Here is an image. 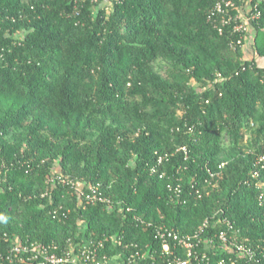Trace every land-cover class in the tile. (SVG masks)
I'll list each match as a JSON object with an SVG mask.
<instances>
[{
  "label": "trees",
  "instance_id": "trees-1",
  "mask_svg": "<svg viewBox=\"0 0 264 264\" xmlns=\"http://www.w3.org/2000/svg\"><path fill=\"white\" fill-rule=\"evenodd\" d=\"M111 1L0 0V256L93 239L164 264L156 231L175 251L208 220L209 261L231 264L226 219L264 264V21L242 38L217 0Z\"/></svg>",
  "mask_w": 264,
  "mask_h": 264
},
{
  "label": "built area",
  "instance_id": "built-area-1",
  "mask_svg": "<svg viewBox=\"0 0 264 264\" xmlns=\"http://www.w3.org/2000/svg\"><path fill=\"white\" fill-rule=\"evenodd\" d=\"M238 1L243 0H217L211 12L210 20L214 23L217 22V28L220 33H223V28L227 27L233 33L243 38L249 34L253 25H261L263 23L264 13L261 10V3L264 4V0H257L255 3L252 0H247L242 5L237 4ZM105 3H109V6H111L110 4L113 2L111 0H105ZM241 43L242 40L240 39L238 44ZM258 164H262V167H264V155L259 159ZM220 175L221 173H218V177ZM212 177H215V175L212 174ZM58 179L60 182L70 185L86 203L100 202L110 207L112 206L111 198L101 192L100 185L91 187L90 192L86 193L82 190V184H75V182L69 179L67 180L66 178L64 179L61 176H58ZM209 184L212 185L211 182ZM259 186L262 187L263 185L260 184ZM169 188L172 189L173 187L170 185ZM176 190L179 192V187ZM197 192L199 193V191ZM141 223L144 222L141 220ZM218 223L225 224L226 229H222L216 235L215 239L225 251L236 255L235 258L230 260L231 264L258 263L259 258L257 257L256 250L241 238L240 232L235 230L234 226L226 219H220ZM208 224L209 221L207 220L194 235L176 237L177 242L174 244L175 251L170 250L165 233L161 229H158L156 231V237L160 238L163 242V254L166 258L164 264H212L208 258V254L213 250L209 248L211 245L208 244L212 242V239L209 237L204 238L205 229ZM204 241H206L204 243L206 250L200 251L201 244ZM178 246L183 248L185 257L181 256L180 252L178 253ZM103 247V242L87 239L79 245L78 251H75L76 247L72 246L68 250L59 253L57 252L59 250L57 245L37 244L28 241L25 244L12 246L6 255L0 256V264H13L16 261L21 262L26 260L25 257H27V261L29 262L37 261V264H117L113 262L112 258H109L103 253ZM133 256L131 255L130 258ZM117 257L118 264H130L128 263V258ZM240 260H244V262ZM219 264H224V262L220 261Z\"/></svg>",
  "mask_w": 264,
  "mask_h": 264
},
{
  "label": "rangeland",
  "instance_id": "rangeland-1",
  "mask_svg": "<svg viewBox=\"0 0 264 264\" xmlns=\"http://www.w3.org/2000/svg\"><path fill=\"white\" fill-rule=\"evenodd\" d=\"M249 54L252 55V58H254L255 55H254V52H252V50L249 52ZM193 85H194V83H193ZM112 260H113L114 263H118V257L115 256V257L112 258Z\"/></svg>",
  "mask_w": 264,
  "mask_h": 264
},
{
  "label": "crops",
  "instance_id": "crops-1",
  "mask_svg": "<svg viewBox=\"0 0 264 264\" xmlns=\"http://www.w3.org/2000/svg\"><path fill=\"white\" fill-rule=\"evenodd\" d=\"M251 37H253V36H251ZM249 52H250V44H248V48L246 50V54L245 55H246V57H248V59H252V55H250Z\"/></svg>",
  "mask_w": 264,
  "mask_h": 264
}]
</instances>
